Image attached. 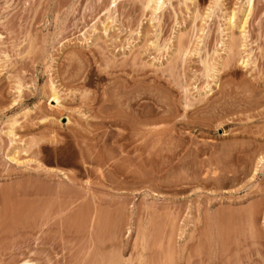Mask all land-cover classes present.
<instances>
[{"label":"rangeland","instance_id":"1","mask_svg":"<svg viewBox=\"0 0 264 264\" xmlns=\"http://www.w3.org/2000/svg\"><path fill=\"white\" fill-rule=\"evenodd\" d=\"M246 2L0 0V264H264Z\"/></svg>","mask_w":264,"mask_h":264},{"label":"bare ground","instance_id":"2","mask_svg":"<svg viewBox=\"0 0 264 264\" xmlns=\"http://www.w3.org/2000/svg\"><path fill=\"white\" fill-rule=\"evenodd\" d=\"M254 1L255 0H247V2H246V7H245V9H244V16H243V18H242V20H241V23H240V27L245 31V29H246V25H247V21H248V18H249V16H250V13H251V11H252V9H253V6H254ZM148 3L149 4H147V6H151V8H153V10L154 11H157L158 9H160L162 6H163V4H164V0H148ZM235 17H236V15L234 14V13H232L230 16H229V24H233V20L235 19ZM242 30V31H243ZM246 36L245 35H243L242 36V38L244 39ZM231 39V38H230ZM234 39V38H233ZM238 42V41H237ZM234 43V42H233ZM232 43V44H233ZM226 44V43H225ZM230 44V43H229ZM232 44H230V45H232ZM235 44V43H234ZM233 44V45H234ZM240 44V43H239ZM242 44H243V42H242ZM241 44V45H242ZM230 45H228V46H230ZM197 46V45H196ZM228 46H227V48H228ZM235 46V45H234ZM240 46V45H239ZM243 46V45H242ZM225 48V47H224ZM231 48V47H230ZM232 48H233V46H232ZM230 49V50H233V49ZM229 49V48H228ZM185 51H187V50H185ZM228 55V54H227ZM226 55V56H227ZM238 55V54H237ZM247 59V58H246ZM248 60V59H247ZM245 62H246V60H245V58L243 59V61H242V64L244 65L245 64ZM246 63H248V61L246 62ZM215 64H213V66H214ZM226 65V64H225ZM224 65V66H225ZM208 66V65H207ZM212 65L210 66L211 68L213 67ZM209 66H208V69L210 70L211 68H210ZM215 67V66H214ZM171 69V68H170ZM207 69V70H208ZM213 69V68H212ZM215 69V68H214ZM211 71V70H210ZM214 71V70H213ZM212 71V72H213ZM208 73H209V71H208ZM215 73V72H214ZM20 83V82H19ZM21 87L18 85V89H20ZM50 88H51V95H50V98L53 100V101H55L56 103H59V95H58V91H57V88L55 87V85H54V83L53 82H51L50 83ZM210 88V87H209ZM211 91V90H210ZM209 91V92H210ZM208 92V93H209ZM151 94V93H150ZM148 97V96H147ZM153 97V96H152ZM154 101V100H153ZM51 104H52V102H51ZM194 104V103H193ZM185 105V104H184ZM221 106V105H220ZM187 109V108H186ZM153 110V109H152ZM151 112V111H150ZM152 113V112H151ZM154 114V113H153ZM147 116V115H146ZM152 116V115H151ZM176 117V116H175ZM68 119V118H67ZM150 121V120H149ZM148 121V122H149ZM168 121V120H167ZM193 121V120H192ZM13 125H14V123H12L11 124V129H9L10 131H9V134H14V130H13ZM14 156V155H13ZM13 156H11V157H13ZM260 159H263L264 160V158H260ZM12 160V159H11ZM13 160H15V161H17L18 159H16V157L14 156L13 157ZM19 161V160H18ZM261 161V160H260ZM67 178V177H66ZM254 208V207H253ZM257 212V211H256ZM251 213V212H250ZM255 213V212H254ZM251 215V214H250ZM20 264H31L29 261H24V262H22V263H20Z\"/></svg>","mask_w":264,"mask_h":264}]
</instances>
